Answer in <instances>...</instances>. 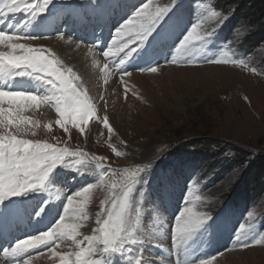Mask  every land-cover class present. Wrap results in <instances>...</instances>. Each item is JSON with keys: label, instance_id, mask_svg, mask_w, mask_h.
<instances>
[{"label": "rangeland", "instance_id": "374dc122", "mask_svg": "<svg viewBox=\"0 0 264 264\" xmlns=\"http://www.w3.org/2000/svg\"><path fill=\"white\" fill-rule=\"evenodd\" d=\"M68 1L63 0L62 3L60 0L59 5H68L70 4ZM75 1L85 2L84 0ZM108 1L112 0H106L105 3H107L103 9L108 6ZM215 1L208 0L207 3L209 6H213ZM240 1L242 0H235V3L228 2L227 4L219 0L221 14L226 17L219 27L215 25L214 20L209 19L213 11L208 6L204 4L195 6L184 4L186 11L194 12V15L206 10L209 21L206 27L214 22L209 27V32L212 31L211 33H213L214 28L220 29L216 34L211 35L207 44L215 51L218 50L220 44H223L228 55L222 53V56L225 57L223 59L227 61L226 63H207L205 65L198 61L195 66H172L178 69L176 76H169L167 73L169 66L158 67V70L153 74H143L145 77L139 81L131 80L133 78L126 79L125 84L132 81L127 99L122 97L126 94L122 89L126 90L127 88L120 87L110 79L109 81L106 78L103 79L99 76L100 73L91 67L88 68L91 66L89 63L85 64V67L80 66L81 60L75 56L76 52L71 53L73 56L70 64L64 61L62 63L60 56L55 55L61 61L63 68L73 70L78 82L83 86V90L88 86L89 92L91 91L95 95L94 104L98 105L100 111L106 115L109 127L112 128L110 134L108 128L104 127L100 121H94L90 128L85 125L83 132L79 127L71 125L70 122L67 129H65L56 124L60 117L56 114L55 108L43 104L23 113V116L31 122L29 127L36 133L35 136L29 134L24 138L41 142L48 141L53 146H68L70 151H83L87 153L84 159L91 164L86 166H92L93 170L99 173L97 184L99 186L93 187L89 193V199L84 206L87 219L81 218L80 235L77 239H82L84 235H91L94 229L98 227L96 223L97 214L110 207V201L114 198L113 193L120 191L119 182L130 171L149 165L144 172L137 176L130 194L129 216L137 217V210L139 209L138 218L142 219V223L137 220L136 225L138 226L133 230L135 243L125 244L123 250L119 252L120 254L123 253L124 255L127 252L126 245H130L134 249L137 248L138 251H143V253L138 252L136 256L131 258L137 260L138 256H141L142 263L165 264L157 256V251L154 249L151 251L141 249L144 242L142 239H137V234L144 233L146 235L149 233L156 240L162 232V229L156 224V219H154L156 218L155 211L158 208V191L152 194L153 201L149 202L147 200V194L152 193L151 187L156 185L162 188L165 184L166 188L171 189L170 186L183 181L188 185V189H192L190 204L188 203L187 208L192 209L198 215L205 214L206 216L205 222L199 229L206 228V224L213 220L215 227H218V231L226 232L229 230L226 233L223 232L214 236V246L216 248L227 246V249L208 258L211 264L229 263H221L223 262L222 257L233 252L241 255L239 264H264V190L258 196L256 192L260 188L254 191L253 197H250L251 202L245 206L246 208L241 207L237 211H234L229 202L224 203L227 198L237 194L236 196H239L238 205L244 206L246 204L241 191L242 184L247 176L250 180V176L254 174V170L250 168L253 159L264 156V40L257 44L251 42L249 44L251 34L258 32L260 27L263 28L264 19H252L253 12L251 11L248 15L241 14L236 17L233 43L240 45L239 50H241V53L236 52L234 45L229 40H224L225 27L232 19L235 11L238 10L237 3ZM249 1L259 2V0ZM88 2L92 6V0H88ZM147 2L148 0H119L113 5H116L114 7L115 11L121 10L123 12L129 9L137 11ZM167 2L168 0H152L153 6H164ZM3 3L4 0H1L0 7L3 6ZM185 3H187L186 0ZM100 6L96 7L99 8ZM49 10H53V7ZM71 12L69 11L68 14ZM100 15L99 19H107V14ZM6 19L13 22L11 16ZM30 19H33V16H30ZM199 21L200 19H198ZM25 30L27 31L28 28ZM147 39L148 36L144 41H147ZM179 39H181V36H179ZM203 40L204 38L199 42H203ZM138 44L139 42L135 45ZM195 44L197 45V43ZM217 59L219 60V57ZM241 60L243 64L232 63V61ZM212 67L223 69L229 77L225 81L218 80L219 83L215 86L205 87L204 79L208 75L210 76L206 70ZM113 77L117 79V76ZM100 79L103 81V86ZM88 90L86 91L88 92ZM101 98H104L105 101L103 100V105L100 108L99 101ZM5 131V129L0 128V134H4ZM195 140L199 142H219L229 148L220 159L214 155L212 157L205 156L206 154L202 155L203 159L206 157L208 159H205L206 164L202 159H197L192 155H189L188 158L186 154L190 152L185 150L175 158L169 155V152L179 144ZM193 149L191 147L190 151H193ZM204 150V148L201 149V151ZM213 150L216 151L217 147ZM235 151L247 154L246 160L241 165H238L239 162H237L229 171H220L221 175L218 170L212 169L213 166L225 165L226 160L234 158ZM92 157L103 158L100 160V163L104 165L102 170L104 173L103 181L100 179L101 170L95 168V161H90ZM77 167H79L78 169L84 168L82 165ZM65 169L61 166L54 168L49 175L46 188L41 191L43 196H51L56 204L65 203L66 205L68 198L79 192L77 188L75 190L68 188V182L74 180L70 178V174L74 173V169L71 167H68L69 170ZM161 170H164L165 173L160 172ZM66 172L69 174L67 175ZM214 176H217V181ZM53 181H55L54 184ZM113 183L117 184L115 189L112 188ZM33 191L23 194L26 195V199L21 200L18 204L14 202H7V204L16 211L21 209L20 212L25 216H34L38 208V202H35L33 196L29 194ZM23 195L17 196V198ZM179 200L182 201V198L180 197ZM102 203L104 208L101 207ZM43 209L42 212L45 211ZM46 210L49 212L50 210L58 211L59 209H55L54 206L48 203ZM163 219L165 220L164 217ZM38 220H41L42 223V218H38ZM59 220L60 218L56 220L55 224ZM230 220L239 221L244 228L254 225L260 227L256 230V234L254 228L246 230L241 228L238 222L229 224ZM164 222L166 223V220ZM229 225L230 229L228 228ZM1 232L5 234L7 231L2 229ZM237 235L239 239H237ZM219 237L224 238L225 242L220 244L218 242ZM254 238L255 241L251 243L252 246L242 247L241 243L245 244L247 241H253ZM158 244L156 243L157 246ZM230 245L238 246H235L237 248L234 246L229 248ZM203 246L204 244L201 243L197 249ZM74 247L71 241L66 240L60 244L56 256H53L49 251L41 257L42 259L32 257L30 264H60L59 255L72 253ZM119 253L109 252L106 254L111 258L113 254ZM101 254L104 253L98 252L95 258L100 261V264H106L99 259ZM71 258L74 259V255ZM139 260L140 258L137 261Z\"/></svg>", "mask_w": 264, "mask_h": 264}, {"label": "snow or ice", "instance_id": "6c2138e0", "mask_svg": "<svg viewBox=\"0 0 264 264\" xmlns=\"http://www.w3.org/2000/svg\"><path fill=\"white\" fill-rule=\"evenodd\" d=\"M50 2L51 0H43L40 4L32 0H4L3 6L0 7V18L6 19L17 13H26L35 17L43 13ZM175 3L176 0H168L164 6H153L152 0H148L116 31L111 45L103 52V56L110 58L123 53V58L119 61L123 65L136 50L130 45L143 43ZM4 19H0V23H3ZM209 19L214 20L215 25L219 27L226 17L213 11ZM199 28L201 24L192 27L176 49V53L184 54L193 44L194 39L200 41L204 38V35L198 33ZM211 32L207 34L210 35ZM37 40L40 38L0 31V74L15 72L19 76H30L43 81L51 89V95L43 97L0 90V128L6 130L4 134H0V203L29 191L45 189L50 173L58 164L64 163L74 170L79 168L78 165H91L84 159L87 153L83 151H70L68 146H53L48 142L24 138L29 134L35 136L36 133L29 127L31 122L23 116V113L41 104L55 108L56 114L60 117L56 121L57 124L67 129L70 122L71 125L79 127L81 132L96 112L88 93L83 90L73 70L63 68L61 61L52 53L44 55L43 49L30 45L29 42ZM175 60L176 57H172V61ZM226 62L218 59L209 61L213 64ZM232 63L243 64V61H232ZM104 67L107 69L108 64L105 63ZM150 71L156 72L157 67H152ZM125 74L131 75L129 72ZM103 124L111 134L112 128L109 127L107 117H104ZM101 159L103 158H91L95 161V168L101 170L100 179L103 181L104 165L100 163ZM146 167L149 165L130 171L119 182L120 191L113 193L114 198L110 201V207L97 214L98 227L91 235L77 239L80 235L81 218L87 219L84 211L85 203L96 185L86 187L68 198L63 215L54 228L19 241L11 249V254L20 258L28 255L29 259H21L18 264H30V258L35 250L40 249L42 254L46 247L53 256H56L60 244L68 240L75 247L72 253L59 255L60 264H100L95 258L98 252L119 253L125 244H134L133 230L137 220L129 219L130 194L137 176L144 172ZM116 187L117 184L113 183L112 188ZM101 207L104 208L103 203ZM138 216L139 209L137 218ZM205 219V214L198 215L192 209L184 208L172 229L174 242L177 245L182 243L201 227ZM237 239H239L238 235ZM4 254L8 255L9 250L6 249ZM73 255L74 259L71 258ZM200 264H211V262L203 260Z\"/></svg>", "mask_w": 264, "mask_h": 264}, {"label": "bare ground", "instance_id": "6f19581e", "mask_svg": "<svg viewBox=\"0 0 264 264\" xmlns=\"http://www.w3.org/2000/svg\"><path fill=\"white\" fill-rule=\"evenodd\" d=\"M1 1V0H0ZM105 1L106 0H92V2H91V4H92V6L95 8V6H100L99 8H102L103 9V7L106 5V3H105ZM71 1L69 0L68 1V3H70ZM38 3H43V0H41L40 2H38ZM108 3H109V1H108ZM97 4V5H96ZM103 4V5H102ZM57 14V12H54L53 10H49V6H46V9H45V11L43 12V13H41V14H39L38 15V19L40 20L41 19V16H42V18H44V20H46V19H48V17L49 18H52L54 15H56ZM90 18V17H89ZM33 19H34V17H33ZM10 20V19H9ZM8 20V21H9ZM98 24L100 25V24H102L101 22H98ZM29 30H24V33H23V35H25V37H27L26 36V34H27V32H28ZM19 34V33H18ZM22 35V36H23ZM195 40H193V44L191 45V48L193 49L195 46H196V42H194ZM30 43V45L32 46V47H37V48H39V47H43L44 49H46V48H48V51L50 52V51H52L53 50V54L54 55H59L60 57V59H61V61H62V63H63V61L64 62H67L68 64H70L72 61H71V58H72V54H74V52H76V54H75V56L76 57H78L81 61H80V66H82V67H85V64H90L91 66H87L89 69H90V67L92 68V66H94L95 65V63L93 62V60L91 59V58H89L88 57V55L90 56L91 55V53H89L88 52V49L86 48V47H81V48H76L75 47V44H73V43H71L70 41H66L65 39H53V38H51V39H46V40H44V39H40V40H37V41H32V42H29ZM194 45V46H193ZM46 47V48H45ZM187 50H189V48H187ZM45 53H48L47 51H45ZM72 53V54H71ZM189 54V53H188ZM74 56V57H75ZM93 58V57H92ZM95 62H98V63H100L99 64V66H102L103 64H102V62L100 61V60H96ZM169 71L167 72L168 74H169V76H171V75H173V76H176V71L178 70L177 68H175V67H171V66H169V68H167ZM197 70V69H196ZM80 71V70H79ZM227 71V70H226ZM101 72H102V70H101ZM105 72H108L109 73V70L108 69H106V71ZM206 72L208 73V74H210V76L208 75L207 76V78H205L204 79V82H205V84H204V86L206 87V86H211V85H213V86H215V85H217L219 82H218V80H221V81H225V80H227L228 78L227 77H229L228 75H226V73L223 71V69H221V68H219V67H215V68H209L208 70H206ZM6 73V75L8 76V75H10L11 74V72H5ZM229 74V73H228ZM207 75V74H206ZM231 75V74H230ZM100 77H102V74L100 73V75H99ZM145 76H143V75H139V74H132V75H130V78H133V79H131V80H135V81H139L140 79H142V78H144ZM110 79V81L112 80L113 82H116L117 83V79L116 78H114L113 76L112 77H110L109 78ZM134 82V81H133ZM117 85H119L120 86V83H117ZM118 86V87H119ZM2 207H3V209L4 210H6L7 208L8 209H11L12 207L10 206V205H8L7 203H0V209H2ZM13 209V208H12ZM44 212H40L39 213V219L41 218V216H42V214H43ZM36 214V213H35ZM44 214H46V213H44ZM8 220H12V218L11 217H8ZM50 221H51V219H49ZM1 223V225H2V228H1V231H2V229H3V231L4 230H6L7 232L5 233V234H2V232L0 233V237H7V238H9L10 240L12 239L11 237V230H10V228L3 222V221H1L0 222ZM162 236H163V234H162ZM162 236H160L159 235V240L156 242V243H159V242H163L164 240H166L167 241V239L165 238V237H162ZM188 239V238H187ZM187 239H185V241L187 240ZM184 241V242H185ZM188 241H186V243H187ZM218 242L220 243V244H222L223 242H225L224 241V238H222V237H219V239H218ZM162 251H164L163 249H162ZM168 254H170L169 252H166V251H164V255H168ZM158 256V255H157ZM41 257H43V255L42 256H39L38 257V259H42ZM159 257V256H158ZM166 257V256H165ZM6 258H7V255H6ZM140 258V260H139V263L138 264H146V263H142L141 262V259H142V257L141 256H138V259ZM137 259V260H138ZM144 259V258H143ZM156 259H159V258H156ZM222 259H223V262H221V263H227V262H229V263H227V264H239V261H240V259H241V255H240V253H230V254H227L226 256H224V257H222ZM48 260V259H47ZM160 260V259H159ZM161 261H164V263L165 264H171V262L167 259V257H166V259L165 260H163V259H161ZM41 262V261H40ZM141 262V263H140ZM0 264H5V262H2V260H0ZM147 264H151V263H147Z\"/></svg>", "mask_w": 264, "mask_h": 264}, {"label": "trees", "instance_id": "16d2710c", "mask_svg": "<svg viewBox=\"0 0 264 264\" xmlns=\"http://www.w3.org/2000/svg\"><path fill=\"white\" fill-rule=\"evenodd\" d=\"M223 2L227 3L228 2H232L235 3V0H222ZM238 5V10H236L237 15L240 16L242 15H248L251 12H253V16L252 19L258 18V19H264V0H259V2L253 3V1H249V0H242L240 2L237 3ZM251 19V20H252ZM249 44L250 42L253 44H257L260 41L264 40V26L263 28H259L258 32L256 31L255 33H253V35L251 34L250 38H249ZM193 147V151H190V148ZM217 147V150L214 151L213 149ZM204 148V151H201V149ZM229 147H227L226 145H224L223 143H211V142H199L198 140L195 141H186L183 142L181 144H179L178 146L174 147L170 152L169 155H171L172 157H176L179 156L181 153L185 151H189L190 153H185L187 156H194L197 159H202L203 162L206 164V160L208 159H203L202 155L206 154L205 156L208 157H212L213 155L216 156L218 159L221 158V156L228 150ZM247 158V154L246 153H241L238 151H235V157L231 158L230 160H226V164L222 165V166H213L212 169H216L219 171H226V170H230L233 168V166H235L237 162L238 165H241L242 162L244 160H246ZM209 164V162H208ZM250 168L254 170V174L250 176V180H248V176L246 177V179H244L243 182V186L241 188L242 191V195L243 197H253V194L255 193L254 191H257L258 188H260V190H258L256 193V195L258 196L259 194H261V191L264 190V156H258L255 159H253V161L250 163ZM222 173H220L221 175ZM246 183V185H245ZM262 186V187H261Z\"/></svg>", "mask_w": 264, "mask_h": 264}]
</instances>
